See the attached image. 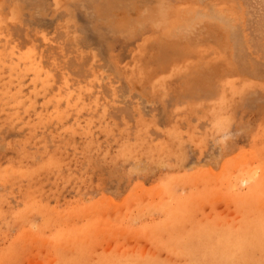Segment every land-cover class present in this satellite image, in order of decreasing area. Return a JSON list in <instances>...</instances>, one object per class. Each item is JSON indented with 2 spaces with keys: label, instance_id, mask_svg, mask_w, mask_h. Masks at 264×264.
<instances>
[{
  "label": "rangeland",
  "instance_id": "rangeland-1",
  "mask_svg": "<svg viewBox=\"0 0 264 264\" xmlns=\"http://www.w3.org/2000/svg\"><path fill=\"white\" fill-rule=\"evenodd\" d=\"M0 264H264V0H0Z\"/></svg>",
  "mask_w": 264,
  "mask_h": 264
},
{
  "label": "bare ground",
  "instance_id": "bare-ground-1",
  "mask_svg": "<svg viewBox=\"0 0 264 264\" xmlns=\"http://www.w3.org/2000/svg\"><path fill=\"white\" fill-rule=\"evenodd\" d=\"M257 74H258V73H257ZM241 163H242V162H241ZM237 165H238V164H237ZM242 165H243V164H242ZM242 165H241V166H242ZM241 166H240V167H241ZM248 167H249V166H248ZM252 168H253V167H252ZM244 169H245V168H244ZM238 170H239V169H238ZM240 170H241V169H240ZM223 171H224V170H223ZM242 171H243V170H242ZM228 179H229V178H228ZM228 179H227V180H228ZM240 180H242V179H240ZM248 181H249V180H248ZM161 194H162V193H161ZM133 198H134V197H133ZM130 199H131V198H130ZM160 199H161V198H160ZM162 199H163V198H162ZM163 201H164V200H163ZM158 203H159V202H158ZM104 206H105V205H104ZM90 211H91V210H90ZM96 211H97V210H96ZM63 224H64V223H63ZM110 224H111V223H110ZM91 231H92V230H91ZM117 235H118V234H117ZM28 238H29V237H28ZM109 238H110V237H109Z\"/></svg>",
  "mask_w": 264,
  "mask_h": 264
}]
</instances>
